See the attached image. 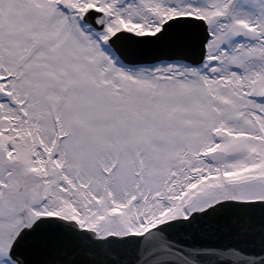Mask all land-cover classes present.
<instances>
[{"label":"snow or ice","instance_id":"6c2138e0","mask_svg":"<svg viewBox=\"0 0 264 264\" xmlns=\"http://www.w3.org/2000/svg\"><path fill=\"white\" fill-rule=\"evenodd\" d=\"M0 264H264V0H0Z\"/></svg>","mask_w":264,"mask_h":264}]
</instances>
